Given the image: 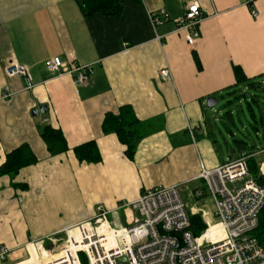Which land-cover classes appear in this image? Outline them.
Here are the masks:
<instances>
[{"label": "crops", "instance_id": "1", "mask_svg": "<svg viewBox=\"0 0 264 264\" xmlns=\"http://www.w3.org/2000/svg\"><path fill=\"white\" fill-rule=\"evenodd\" d=\"M193 1L203 17L190 47L177 21ZM253 6L257 18L240 0H125L118 17L86 18L75 0H0V166L22 145L36 157L17 174L0 175V247L10 251L0 264L25 259L31 240L90 220L98 205L111 213L110 222L129 227L135 211L112 212L160 186H176L191 216L206 226L214 222L212 201L197 179L200 164L212 169L245 152L237 147L228 159L220 157L205 103L234 85L233 66L247 78L264 74V0ZM53 57L90 66L88 85L48 73L44 63ZM12 62L28 68L30 89L22 78L6 77ZM163 68L172 80L161 78ZM5 86L14 93L9 100H1ZM41 106L46 110L33 116ZM119 114L138 124L131 159L112 123H104ZM45 126L63 133L66 152L47 151L40 136ZM88 142L100 162L77 160L73 149Z\"/></svg>", "mask_w": 264, "mask_h": 264}, {"label": "built area", "instance_id": "2", "mask_svg": "<svg viewBox=\"0 0 264 264\" xmlns=\"http://www.w3.org/2000/svg\"><path fill=\"white\" fill-rule=\"evenodd\" d=\"M254 1L240 0L252 17L257 18ZM150 17L154 25L161 23L158 15ZM202 17L199 3L193 1L177 21L179 29L187 32L190 47L200 36L198 27ZM44 68L56 76L70 75L79 88L86 87L90 81L88 65L66 64L59 57H53L45 61ZM159 74L164 81L172 80L168 68H163ZM5 75L9 79L22 78L26 89L32 87L25 65L12 62L5 68ZM13 95L11 88L5 86L1 100H9ZM248 158L243 156L212 169L200 164L197 179L203 182L213 203L214 222L198 237L189 230L191 215L178 188L160 186L146 190L133 202L121 203L112 212L127 207L137 212L139 217L131 226L118 227L116 222H110L107 216L111 213L98 205L90 220L44 240H31L26 245L27 257L16 264L31 259L30 248L39 264H81V253L85 254L87 264H117V259L122 257L127 264H264V248L251 235L264 206V187L257 185L249 174ZM193 195L201 197L202 192L196 191ZM213 225L219 226L220 232L207 236ZM9 256L7 247H0V261Z\"/></svg>", "mask_w": 264, "mask_h": 264}, {"label": "trees", "instance_id": "3", "mask_svg": "<svg viewBox=\"0 0 264 264\" xmlns=\"http://www.w3.org/2000/svg\"><path fill=\"white\" fill-rule=\"evenodd\" d=\"M125 0H75L80 13L83 17H90L95 14H101L104 16L118 17L122 12V3ZM197 66L200 68V64L195 57ZM233 73L235 78V83L232 87L225 90L224 94L226 96L233 95V99L227 100L226 105H232L234 101L241 103V99L248 105L249 113L251 118L255 122L256 116L254 115V110L251 107V102L254 104L259 103V91L262 89L264 85V74L259 75L255 78H247L242 72L241 68L238 66H233ZM228 90V91H227ZM247 92H253L250 99L246 97ZM238 93V95H236ZM222 94V96L224 95ZM250 100V101H249ZM128 108L127 110H129ZM123 110V109H122ZM260 111V109H259ZM261 113V112H260ZM229 120L234 125V120L231 112L227 113ZM111 122L112 129L115 131V134L118 137L119 142L126 147V155L128 158H132L136 145L138 142L137 132H138V124L129 125L125 123V120L119 115H107L105 117L104 123ZM260 122L262 123V131L264 133V121L263 117H260ZM251 128L256 131L259 130L258 126L250 124ZM229 135L233 137V142L237 145L238 148L245 155V157H249L247 160V166L249 174L256 179L257 185L264 187V175L259 173V167L257 162L261 160L259 155L262 151H264V144L259 149H256L254 142L248 143L244 136L240 139H236V135L229 130ZM43 142L46 145L47 151L52 155H58L67 151V144L63 133L59 129H53L50 126H45L40 134ZM264 138V134H263ZM73 152L80 162L87 163H98L101 160L99 151L94 142H88L86 144H82L73 149ZM257 156V157H256ZM36 157L31 152L30 148L27 145H22L15 149L14 151L8 153L4 163L0 166V175H15L22 168L31 166L35 164ZM261 171L264 173V168L262 166ZM207 226L201 221L198 216L190 217V228L191 233L198 237L205 230ZM256 231V232H255ZM254 238L258 241V243L264 248V206L260 211L258 217V225L255 229Z\"/></svg>", "mask_w": 264, "mask_h": 264}, {"label": "rangeland", "instance_id": "4", "mask_svg": "<svg viewBox=\"0 0 264 264\" xmlns=\"http://www.w3.org/2000/svg\"><path fill=\"white\" fill-rule=\"evenodd\" d=\"M236 95H238V93H236ZM251 95H253V92L246 93V97L248 99H250ZM259 95L260 97L258 98L259 99L258 104H254L252 102L250 103L252 109L254 110V115L256 116L257 122H255L253 118H251L248 105L244 102L243 99H241L240 101L241 103L234 101L232 105L229 106L228 104L226 105L227 100L233 99V95L226 96V94H224L222 96V94H215L214 96H212L216 98L218 103L214 108L212 109L206 108V109L209 113L208 115L209 121L213 122V133L217 137L218 143L217 145L214 144V146H216L215 148L217 150V153L220 154L221 158L228 159L229 149L237 153V146L232 141V137L229 135V130H231L232 133L236 135V139H240L242 138V136H244L246 142H248L249 144L254 142L256 149H259L262 146L261 144H264V138H263L264 133L262 131L263 126L262 123L260 122V117H263V121H264V85L262 86V89L259 91ZM228 112H231L233 116L234 125L228 118L227 115ZM250 124L259 127L257 133L255 130L251 128ZM207 125L209 126V123H207ZM259 158H261V160L257 162V165L259 167V173L261 175H264V173L260 171V168L262 166L264 168V152L260 153ZM135 213L136 216L134 217V219L139 217V214L137 212ZM131 223H132V219L130 223H126V224L130 225ZM254 231L251 233L253 237L256 232ZM209 232L211 235L213 233H218L219 227L213 225L210 227ZM79 260L81 264H87V258L85 254L83 253L79 254Z\"/></svg>", "mask_w": 264, "mask_h": 264}, {"label": "water", "instance_id": "5", "mask_svg": "<svg viewBox=\"0 0 264 264\" xmlns=\"http://www.w3.org/2000/svg\"><path fill=\"white\" fill-rule=\"evenodd\" d=\"M217 100L214 97H209L206 100L205 106L206 108L212 109L217 105ZM46 110V106H41L39 109L32 111V115H37L38 112H44ZM117 264H127L126 259L124 257L117 259Z\"/></svg>", "mask_w": 264, "mask_h": 264}, {"label": "bare ground", "instance_id": "6", "mask_svg": "<svg viewBox=\"0 0 264 264\" xmlns=\"http://www.w3.org/2000/svg\"><path fill=\"white\" fill-rule=\"evenodd\" d=\"M219 227V226H218ZM208 232V231H207ZM219 232H220V227H219ZM207 234V233H206ZM208 235H211V234H207ZM217 235V234H216ZM39 264V261L37 260V258L35 257H32L29 261H28V264Z\"/></svg>", "mask_w": 264, "mask_h": 264}]
</instances>
